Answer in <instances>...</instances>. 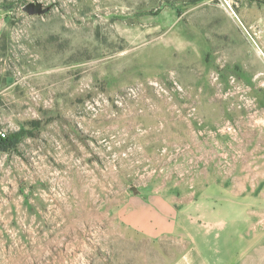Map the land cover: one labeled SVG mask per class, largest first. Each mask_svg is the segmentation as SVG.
<instances>
[{"label":"rangeland","instance_id":"obj_1","mask_svg":"<svg viewBox=\"0 0 264 264\" xmlns=\"http://www.w3.org/2000/svg\"><path fill=\"white\" fill-rule=\"evenodd\" d=\"M35 1L50 11L26 13ZM232 8L0 0V132L17 136L0 149V264H190L210 213L146 234L154 194L250 197L232 262L264 264V4Z\"/></svg>","mask_w":264,"mask_h":264},{"label":"crops","instance_id":"obj_2","mask_svg":"<svg viewBox=\"0 0 264 264\" xmlns=\"http://www.w3.org/2000/svg\"><path fill=\"white\" fill-rule=\"evenodd\" d=\"M7 26V13L0 9V38ZM233 197L222 195L218 204L198 200L180 208L164 196L150 195L147 201L140 200L134 223L141 231L152 236L173 235L183 231L185 225L191 223L192 216L200 221L202 214L209 212L210 215L204 222L207 230L205 226L198 229L201 234L196 233V237L190 240L192 247L185 253V257L189 256L193 259L190 264H200L202 256L208 258L210 264H233L238 243L246 245L250 242V238L243 235V226L238 224L237 220L235 222L238 214L248 212L250 197H241L240 202L237 203L234 201L236 198ZM252 201L255 203L256 198ZM226 206L230 209L226 210Z\"/></svg>","mask_w":264,"mask_h":264},{"label":"water","instance_id":"obj_3","mask_svg":"<svg viewBox=\"0 0 264 264\" xmlns=\"http://www.w3.org/2000/svg\"><path fill=\"white\" fill-rule=\"evenodd\" d=\"M51 9V6H46L43 2L41 1H35V2H29L25 4L23 7V10L28 13L31 16L34 15H43L47 12H49ZM132 190L137 194L139 189L136 186L132 187Z\"/></svg>","mask_w":264,"mask_h":264},{"label":"trees","instance_id":"obj_4","mask_svg":"<svg viewBox=\"0 0 264 264\" xmlns=\"http://www.w3.org/2000/svg\"><path fill=\"white\" fill-rule=\"evenodd\" d=\"M258 2V1H257ZM260 3V2H259ZM12 5V4H11ZM4 6H6V7H12V6H10V4H8V5H4ZM5 39V33L3 32L2 33V36H1V38H0V45H1V42H3V40ZM17 136L16 135H12V137L11 136H9V135H7L6 137H2V136H0V149H4V148H6L7 146H9L10 144H12V143H14L15 142V138H16Z\"/></svg>","mask_w":264,"mask_h":264},{"label":"built area","instance_id":"obj_5","mask_svg":"<svg viewBox=\"0 0 264 264\" xmlns=\"http://www.w3.org/2000/svg\"><path fill=\"white\" fill-rule=\"evenodd\" d=\"M232 1H233V0H225L226 4H227L228 7H230L231 9H233V8H232ZM256 1H258V2L264 4V0H256ZM0 136H2V137H6L7 134H6V132H2V131H1V132H0Z\"/></svg>","mask_w":264,"mask_h":264}]
</instances>
